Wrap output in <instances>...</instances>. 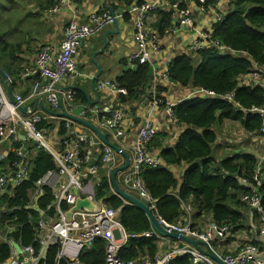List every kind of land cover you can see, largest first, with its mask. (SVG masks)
Instances as JSON below:
<instances>
[{"label": "trees", "instance_id": "obj_1", "mask_svg": "<svg viewBox=\"0 0 264 264\" xmlns=\"http://www.w3.org/2000/svg\"><path fill=\"white\" fill-rule=\"evenodd\" d=\"M135 1L122 0L127 10L136 3ZM143 1L138 0V4ZM210 2L211 0L207 3L208 8ZM180 5L184 6L181 3ZM229 8L227 15L214 25L210 36L212 46L189 55L176 56L168 70L169 78L175 85L189 89L204 88L219 96L233 95L232 99L196 96L173 108L176 123L186 129L174 147H164L159 152L158 158L165 161H162L161 166L145 167L141 171L147 189L157 199L158 214L168 222H179L184 205L190 203L193 216L203 218V214H209L214 223L230 224L236 228L246 222L245 212L242 213L241 209L245 207L246 211L248 207L242 200L248 188L239 178H251L259 167L264 174V165L252 154L235 153L221 162H217L213 156V146L218 137L215 127L226 120L239 121L252 133L260 132L262 127V117L251 109L264 106V86L245 84L241 79L252 75L256 67L264 66V0H232ZM160 12V33L163 34L171 26L174 13ZM124 16L129 18L127 12ZM11 17L8 4L0 0V67L9 76L16 95L18 82L22 79L31 80L35 84L41 77H21L25 67L32 66L24 63L23 59L22 65L20 58L23 46L28 45L32 39L31 33L22 29L28 26L26 20L30 19L31 15L13 12ZM11 27L16 28V31L11 33ZM215 41H219L229 52H223ZM132 63L134 68L124 71L115 80L119 87L127 91L125 95L120 96L122 105H132L145 96L153 78V75L149 74V64H141L136 60ZM0 82L7 91L8 84L3 81L1 75ZM74 92V105H84L88 110L98 106L86 88L76 87ZM87 114L92 116V113ZM108 116L100 113L98 118L103 121ZM44 125L50 129L53 127L50 120H45ZM60 126V136H71L64 121ZM153 144L154 141L150 147ZM27 148L30 152L32 150L30 176L21 185L10 189V194L0 198V206L3 209L0 235L3 236L7 227L12 225V241L22 246L33 244L37 248L34 233L39 212L26 207L36 188V181L47 172L57 170L58 165L54 157L37 144L30 143ZM14 160L15 158L13 162ZM182 163L189 167L179 185L178 179L167 165ZM12 167L14 171V165ZM101 173V184L96 190L97 199L119 209V220L128 233L137 236L129 239L120 250V256L124 260H135L137 264H142L148 257L154 258L158 254L160 240L158 236H143L152 229L147 214L115 194L110 178L113 172ZM42 192L43 196L38 199L37 205L39 209H46L53 203L52 189L43 185ZM260 192L264 203V182ZM62 208L68 210L69 207L64 204ZM54 213V210L50 211L51 215ZM106 244L104 239H97L90 249L82 253L81 261L84 264H106ZM57 250L58 247L49 250L46 264H54ZM11 256V244L0 239V264H4ZM40 264L45 263L42 261ZM170 264H192V256L178 255Z\"/></svg>", "mask_w": 264, "mask_h": 264}, {"label": "built area", "instance_id": "obj_2", "mask_svg": "<svg viewBox=\"0 0 264 264\" xmlns=\"http://www.w3.org/2000/svg\"><path fill=\"white\" fill-rule=\"evenodd\" d=\"M165 1L170 0H149L139 4H133L126 12L132 14L135 23V35L139 49L130 57V61L135 60L141 64H153L157 55L161 53L162 37L157 35L149 24V15L159 9ZM210 0H197L199 10L205 12L207 3ZM71 0H58V3L50 8L49 13H60L61 9L68 5ZM170 7L175 11L174 26L165 30L172 31L176 26L179 29L192 27L194 18L191 10L181 7L178 1L170 2ZM123 16V12L109 9L94 11L90 16L89 24H80L76 20H70L64 27V39L59 48L54 45H44L40 48L35 57V64L25 67L21 74L22 78L39 75L46 79L45 83H37L31 94L33 96H44L51 108V111L59 114L43 115L36 112L26 117H22L20 109L26 102L22 95H15L16 103H12L8 94L0 84V146L4 142H9L14 154V171L11 176L0 175V197L4 194L9 185L19 186L30 176V155L22 130L27 136L37 144L39 148L48 151L55 159L57 170L47 172L42 178L36 181L33 198L26 209L38 210L39 218L35 225L34 241L36 248L32 245H21L19 252L13 245L11 233L14 226L7 227L5 234L0 235V239L8 241L12 247V256L4 264H46L48 252L53 247H58L54 258V264H84L81 255L90 249L97 239L106 241L105 262L106 264H137L135 260H124L120 256V250L127 244L129 238L134 237L127 232L119 220V209L109 206L105 201L98 200L96 190L101 184L99 177V165L91 160L98 149L101 161L104 164H113L116 151L109 145L101 141L95 134L76 133V124L70 118L63 117L61 113H73L77 108L73 104L74 86L78 77L82 74L77 70L76 55L86 38L96 35L107 25L117 23ZM220 18V16H219ZM206 38L205 35H203ZM219 48H223L219 41H215ZM192 47L196 50L205 48V41L194 42ZM260 66L255 69L253 75L259 73ZM158 69L153 70L155 78L160 73ZM85 76V75H84ZM66 79L68 81H66ZM163 79L174 84L168 71L163 75ZM99 91H110L112 100L109 106H95L86 113L98 114L103 112L108 114L104 123L109 129H115L121 135V124L125 119L124 105L120 102V96L127 93L126 89L119 87L115 82L100 80L96 82ZM182 100L166 101L158 94L156 87L148 94L149 102L154 105L163 104L169 116H173V108L184 100L196 96L200 97H222L232 99L233 95L219 96L204 88H190ZM85 109V108H84ZM252 112L262 117V127L260 129L264 136V106L251 109ZM56 119L64 121L65 128L71 136H63L59 141V147L53 146L49 136L50 128L44 125L45 120ZM157 133L153 119L149 116L145 124L139 129L135 143V158L129 169L124 173L123 180L133 190L137 191L151 210L155 212L158 222L163 225L168 232H176L197 240H201L210 248V252L215 253L213 242L220 238H226L230 233V224L212 223L206 228L197 227L191 223L168 222L157 213L156 199L151 195L141 177L144 167H157L162 165V161L149 151V144L153 141ZM120 153V152H119ZM248 190L243 194L242 200L254 211L260 220L259 236L256 243H247L238 252H229L223 255L225 264H264V203L260 192V187L264 182V174L261 167L254 172L251 178L244 177L241 180ZM48 185L52 189L53 203L46 209H39L37 200L43 196L42 186ZM88 199L94 204L93 209L82 208L73 210L77 199ZM68 205V210H63L62 205ZM54 210L53 215L50 211ZM3 209L0 206V221ZM72 211V217L68 213ZM150 236V232L144 233ZM136 237V236H135ZM190 254L192 264H217L210 256L200 253L194 247L179 248L164 253H158L154 258H146L142 264H170L171 260L178 255ZM216 254V253H215Z\"/></svg>", "mask_w": 264, "mask_h": 264}, {"label": "crops", "instance_id": "obj_3", "mask_svg": "<svg viewBox=\"0 0 264 264\" xmlns=\"http://www.w3.org/2000/svg\"><path fill=\"white\" fill-rule=\"evenodd\" d=\"M3 1L6 2L9 6L10 18H12L11 14L13 12H17L19 15H31V20H26L28 26H24L22 29H26L29 33H31L32 39L28 45L23 46L22 52L20 54L21 60L23 59L24 63L30 65L35 64L36 54L42 46L54 45L59 48L62 40L64 39V27L70 20H76L80 24H89L91 22L90 16L94 11L104 10L108 8L112 11L123 12V16L118 19L117 23L107 25L104 29L98 32L96 36H92L90 38H87V40H84L80 50V54L78 53L75 57L77 61V67L81 72H85L87 68L92 67L90 65L92 59L97 62V68H91L90 71H86V79H77V81L73 84L74 88H86L93 101L98 103V107L110 105V101L112 100L110 91H99L96 88L97 80L100 79L115 82L116 78L122 75L124 71L133 69L134 65L130 61V57L139 49L135 35L134 17L132 14L127 13L129 18H125L124 13L127 10V6L124 2H122V0H71V2L63 7L60 13L57 14H51L49 13V10L58 3V0ZM144 1L147 2L149 0ZM175 1H178L179 4H184V6L182 7H186L191 10V14L194 18V25L192 27L183 29H179L176 26L174 29H172V31L167 32L166 34L165 32L161 34L160 11H172L173 13H175L173 8L170 7V2L173 3ZM231 1L232 0H211L209 5L210 8H208L205 12H201L199 10L197 0H170V2L165 1V3L156 10L157 12L154 11L149 15V24L152 26L155 33L162 37L161 53H159L157 55V58L155 59L158 62L157 72L160 74L157 78H155L154 74H152L153 78L151 84L146 90L147 93L145 94V96H143L139 101L134 102L132 105H124L125 119L120 126L123 133L121 135H118L117 130L107 128L104 120H99L98 115L103 112H100L98 114L92 113V116H88V114L84 112L87 109H84L83 113L81 114V117L91 121L108 136L111 142L121 148L120 153L115 150L117 152L116 157L113 164L111 165L102 163L100 152L98 149L96 150L91 162L97 163L99 165V175L102 174L101 171L107 174H111V172H114L117 167L123 165L126 162V157L123 153L129 155V157L131 158V163L133 162L135 158L134 143L137 134L139 132V129L145 124L149 116L153 119L155 127L157 128V133L153 139L154 144L151 147L150 145L153 141L149 144V151L157 156L164 147H174L177 144L180 135L186 129V127L178 125L174 119V116H169L168 110L163 104L154 105L152 104V102H149L148 94L154 89V87H156L158 94L162 95L166 99V101H176L180 99L183 100L185 98L187 92L189 91L187 89L189 88H184L182 86L169 83L163 79V75L169 70L171 63L176 56L182 54L189 55L195 53V51H198L192 47L194 42L202 40L205 41V47L212 46L210 36L212 35L214 25L218 21H221L227 15L230 9L229 4L231 3ZM135 2L136 4H138V0H136ZM174 23L175 22L173 18L171 26H169L167 29L174 26ZM15 31L16 28H10L11 33ZM203 35H205L206 38H204ZM221 50L223 52H229L225 47L221 48ZM84 51H87V56H85ZM106 60H109L110 64H117L118 68L114 76L110 78L106 77L103 74V72L108 69ZM118 63H123V66L118 65ZM258 71L259 73L257 75L254 76L252 74L242 77L241 81L249 85L264 86V67H261ZM33 77L34 76H31V78ZM66 81L68 80L66 79ZM45 82L46 79L42 77L35 84L31 80L25 79H22L21 82H18L16 95H22L26 99V102L22 107H28L26 112L20 109L22 117H26L33 112L43 115L51 114V112L46 110V108H49L50 110L51 108L44 96L31 97L34 86L37 83ZM6 93L8 94V87ZM82 106L85 108L84 105ZM49 120L53 124L52 129H50V141L53 146L59 147V141L62 137L60 136V124L62 121L56 119ZM215 129L217 131L218 137L213 146V156L216 158L217 162H221L229 158L233 154L238 153L252 154L256 158H258L259 162L264 165V145H262L264 144V136L261 131L254 133L249 132L239 121L229 120H226L217 128L215 127ZM74 132L80 134H95L93 130L88 126L77 122L74 125ZM22 134L26 146L30 143H35L33 140H28L29 137L24 130H22ZM13 158L14 155L12 152L11 144L9 142L2 143V145L0 146V175L11 176V174L13 173ZM167 167L174 173L180 185L182 183V177L189 166L185 163H182L179 165H167ZM128 169L120 172L117 175L118 183L129 193L143 200L138 192L133 190L123 180L124 173ZM241 179L242 178H239V180ZM15 187L17 186L9 185L2 196L10 194V189L12 190ZM33 195L31 199L33 198ZM244 208L245 207L241 209V212H245L246 222L236 228L231 225L230 233L226 238L222 240L218 238L213 242V249L218 256L222 257L229 252H238L247 243L259 241V217L251 207L248 206L246 211H244ZM183 209V214H181V219H179L178 223H191L194 225L196 224L195 226L200 228H206L210 224L214 223L211 219V215L209 214H203V218H200L199 216H193L192 206L190 203L185 204ZM148 232H150V236L159 237L160 241L158 253L165 254L168 251L176 250L179 248H185L189 246L193 247L184 240L165 236L159 233L153 227V225L152 229ZM202 248L204 251L208 253L210 252V248L207 245H203Z\"/></svg>", "mask_w": 264, "mask_h": 264}, {"label": "water", "instance_id": "obj_4", "mask_svg": "<svg viewBox=\"0 0 264 264\" xmlns=\"http://www.w3.org/2000/svg\"><path fill=\"white\" fill-rule=\"evenodd\" d=\"M158 68V62L155 60L153 62V64L150 65L149 68V74L152 75L153 74V70ZM0 75L3 79V81L5 83L8 84V95H9V99L12 103H16L15 100V95L13 92V88H12V84L10 82V78L7 75V73L0 67ZM42 104V103H41ZM28 107H21V110L26 112ZM47 111L55 114V112L51 111L49 108H46ZM84 107L83 106H79L77 107L73 113H61V115L63 117H67L72 119L73 121L77 122V123H81L83 125L88 126L90 129L93 130V132L107 145L111 146L114 150L120 152V147H118L116 144H114L113 142H111L108 138V136L101 131L96 125H94L91 121L81 117V114L83 113ZM126 157V162L117 167L114 172L112 173V177H111V181H112V185H113V190L115 192L116 195L122 197L126 202L130 203V204H134L136 206H138L139 208H141L148 216L149 220L151 221V224L153 225V227L161 234L165 235V236H169V237H173V238H177V239H181L184 240L186 242H188L190 245H192L193 247H195L200 253L204 254V255H208L210 256L212 259H214L218 264H225V262L222 260L221 257H219L217 254L213 253V252H206L203 250L202 246L203 245H207L205 242L201 241V240H197L176 232H168L166 230V228L161 225L158 222V218L155 215V213L149 208V206L140 198L134 196L133 194L129 193L127 190H125L124 188H122L118 181H117V175L128 169L130 164H131V158L129 157V155H127L126 153H123ZM88 208V209H93L94 208V204L88 200V199H77L75 207L73 208L72 211L77 210V209H82V208ZM72 211H70L68 213V217L71 218L72 217ZM14 247L20 252L21 251V245L17 242L13 243Z\"/></svg>", "mask_w": 264, "mask_h": 264}, {"label": "rangeland", "instance_id": "obj_5", "mask_svg": "<svg viewBox=\"0 0 264 264\" xmlns=\"http://www.w3.org/2000/svg\"><path fill=\"white\" fill-rule=\"evenodd\" d=\"M97 35V34H96ZM96 35H94V36H96ZM92 37V36H91ZM88 38H90V37H88ZM85 40H87V38L85 39ZM80 50H81V48H80ZM80 50H79V54H80ZM84 54H85V56H87L88 54H87V51H84ZM92 56H93V53H92ZM98 60H99V58H98ZM106 62H107V64H108V69L107 70H105L104 72H103V74L106 76V77H108V78H110V77H113L114 76V74L116 73V71H117V64L115 65V64H110V61L109 60H106ZM90 65L92 66V67H89V68H87V70L86 71H90L91 70V68H97L96 66H97V62L94 60V59H92L91 60V62H90ZM118 65H121V66H123V63H118ZM77 70L82 74L81 76H79L78 77V79H86V75H87V72L85 71V72H81L79 69H78V67H77ZM85 75V76H84ZM1 83V82H0ZM1 86H2V84H1ZM50 139V138H49ZM260 144H262V143H260ZM262 145H264V144H262Z\"/></svg>", "mask_w": 264, "mask_h": 264}]
</instances>
